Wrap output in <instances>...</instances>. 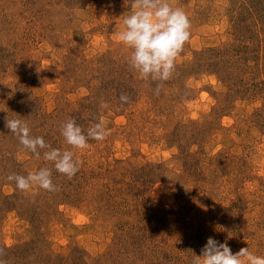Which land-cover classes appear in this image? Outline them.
<instances>
[{
  "label": "rangeland",
  "instance_id": "rangeland-1",
  "mask_svg": "<svg viewBox=\"0 0 264 264\" xmlns=\"http://www.w3.org/2000/svg\"><path fill=\"white\" fill-rule=\"evenodd\" d=\"M131 3L0 0L6 264H192L209 237L264 256V0H173L191 35L159 95L117 37ZM69 117L85 133L106 121L110 135L71 149ZM9 119L73 151L77 173L24 150ZM42 167L58 191L6 179Z\"/></svg>",
  "mask_w": 264,
  "mask_h": 264
},
{
  "label": "clouds",
  "instance_id": "clouds-1",
  "mask_svg": "<svg viewBox=\"0 0 264 264\" xmlns=\"http://www.w3.org/2000/svg\"><path fill=\"white\" fill-rule=\"evenodd\" d=\"M132 11L122 20L123 28L117 33L118 40L130 49L127 63L140 79L147 83L155 82V95H159L164 83L169 81L175 71L176 58L183 52L190 39L191 23L187 14L175 7L173 0H132ZM129 96L121 94V104L129 103ZM99 107L108 109L107 101L101 100ZM107 122L97 120L84 132L74 118L69 117L60 126V134L71 149L84 150L88 141H104L110 135ZM5 127L16 136L24 150L37 159L43 151V159L50 162L56 172L71 179L79 170V160L74 159L71 150L61 151L52 148L42 136L31 135V129L21 119L6 120ZM52 168L42 167L27 175L10 174L6 179L14 182L16 188L24 193L33 188L48 192L58 191L52 180ZM5 253L0 249V256ZM192 264H264V256H258L246 248L233 253L226 242L220 243L207 238L199 256L194 255ZM0 264L6 261L0 259Z\"/></svg>",
  "mask_w": 264,
  "mask_h": 264
}]
</instances>
